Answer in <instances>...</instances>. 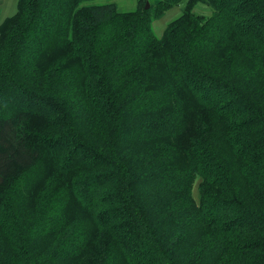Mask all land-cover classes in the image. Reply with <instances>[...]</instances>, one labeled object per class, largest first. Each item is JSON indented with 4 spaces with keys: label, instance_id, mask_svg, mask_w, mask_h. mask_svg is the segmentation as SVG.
<instances>
[{
    "label": "trees",
    "instance_id": "trees-1",
    "mask_svg": "<svg viewBox=\"0 0 264 264\" xmlns=\"http://www.w3.org/2000/svg\"><path fill=\"white\" fill-rule=\"evenodd\" d=\"M87 1L0 22V264H264V0Z\"/></svg>",
    "mask_w": 264,
    "mask_h": 264
},
{
    "label": "rangeland",
    "instance_id": "rangeland-1",
    "mask_svg": "<svg viewBox=\"0 0 264 264\" xmlns=\"http://www.w3.org/2000/svg\"><path fill=\"white\" fill-rule=\"evenodd\" d=\"M146 1L148 2L149 6H150L149 1L148 0H146ZM146 1L143 4H145ZM185 2H186V0L179 2L178 4L174 5L170 9L166 10L160 17L153 20L152 31L156 37H158V38L161 37L166 25L171 20H173L174 18L179 16V14L183 11V9L185 7ZM107 3H113L116 6L117 10L126 12V11L135 10L140 4V0H88L87 2H85V4H88V5H101V4H107ZM16 5H17V2L14 4L11 13H7V15H5V17L0 19V22L4 18L11 16L12 14H14L16 12ZM6 12H8V11H6ZM194 12H199V13L204 14V15H209L211 10H210V8L206 7L205 5L197 4L194 8ZM197 195H198V191H197V186L195 185L194 189H193V197L196 196L195 198H197ZM43 241L44 242H41L39 245H41V250H43V252H45L49 248L50 242L47 240H43Z\"/></svg>",
    "mask_w": 264,
    "mask_h": 264
},
{
    "label": "crops",
    "instance_id": "crops-1",
    "mask_svg": "<svg viewBox=\"0 0 264 264\" xmlns=\"http://www.w3.org/2000/svg\"><path fill=\"white\" fill-rule=\"evenodd\" d=\"M16 2L17 0H0V19L5 17L7 13H11L12 8Z\"/></svg>",
    "mask_w": 264,
    "mask_h": 264
},
{
    "label": "water",
    "instance_id": "water-1",
    "mask_svg": "<svg viewBox=\"0 0 264 264\" xmlns=\"http://www.w3.org/2000/svg\"><path fill=\"white\" fill-rule=\"evenodd\" d=\"M149 7V4H148V2L146 1V3H145V9H147Z\"/></svg>",
    "mask_w": 264,
    "mask_h": 264
}]
</instances>
